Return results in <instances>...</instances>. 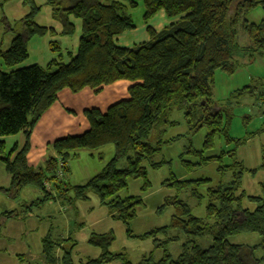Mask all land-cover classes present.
<instances>
[{
  "label": "trees",
  "instance_id": "16d2710c",
  "mask_svg": "<svg viewBox=\"0 0 264 264\" xmlns=\"http://www.w3.org/2000/svg\"><path fill=\"white\" fill-rule=\"evenodd\" d=\"M13 1L0 4L5 6ZM21 4L27 9L25 15L12 26L6 24L12 38L8 48L0 49V61L6 68L0 69V138L24 132L26 139L23 148L14 145L8 153L4 141H0V162L10 177L9 188L0 190L17 196L24 188L33 187L41 194L39 203L53 202L59 197L49 192L46 184H52L56 193L60 191L68 162L77 152L111 145L115 149L114 159L86 185L75 187V192L79 199H87L86 193L92 191L111 217L127 226L128 237H136L128 226L142 202L136 198L121 199L119 193L127 187L129 178L147 179L144 162L154 168L160 165L153 163L160 145L151 143L152 135L169 123L174 109L184 112L191 131L207 128L204 151L214 147L217 134L226 133L222 111L212 100L214 75L217 70L232 75L239 67L240 58L262 54L264 19L251 23L245 16L258 7L264 10V0H143V24L159 11H164L173 22L160 32L148 28L149 40L132 48L118 47L114 39L135 29L128 14L129 9L137 8L135 0H47L45 5L52 8L59 30L36 23L42 6L35 0H22ZM72 18L80 21V37L76 55L67 52L68 63L62 62L59 43L52 41L50 46L59 52L58 59L46 66L18 67L28 59L33 37L74 35L76 24ZM238 26L249 39L246 47L237 42ZM122 80L132 83L128 100L113 104L105 112L97 108L85 110L87 131L55 140L51 145L55 156L39 168L29 164L31 133L58 100L60 92L69 90L77 94L88 89L98 94L105 86ZM228 155L234 157L235 153ZM222 158H203L196 164L185 162V166L191 170L208 162L221 163ZM122 159H126V166L118 168ZM244 170L238 161L227 166L220 164L221 180L207 189L205 197L199 195L198 188L209 185L207 179L173 177L164 183L177 194L165 203L174 208L170 225L137 236L142 240L152 239L156 249H163V256L157 261L152 255L143 257L137 264H249L244 247L232 245L229 240L241 234H254L261 240L256 248L264 249V182L261 194L246 195L242 190ZM228 173L231 176L225 181ZM183 190L207 200L204 218L195 217L189 205L179 198ZM16 216L15 212L7 211L2 219ZM171 230L179 234L170 236ZM206 236L212 238V243L204 249L197 240ZM113 241L112 232L92 234L88 244L99 249L100 255L82 264H132L126 255L110 252ZM179 241H182L181 252L173 258L167 247ZM58 245L49 237L44 239L45 263L72 264L71 251L75 244L61 258L55 255ZM252 256H248L250 260ZM255 262L259 264L256 259Z\"/></svg>",
  "mask_w": 264,
  "mask_h": 264
},
{
  "label": "rangeland",
  "instance_id": "374dc122",
  "mask_svg": "<svg viewBox=\"0 0 264 264\" xmlns=\"http://www.w3.org/2000/svg\"><path fill=\"white\" fill-rule=\"evenodd\" d=\"M35 1L37 5L42 6L35 19L36 23L59 30V23L52 16V8L45 5L47 0ZM135 1L138 3L137 8L129 9L128 14L131 15L135 26H139L143 24V0ZM21 3L22 0H14L9 5L0 4V49L8 48L12 38V34L7 32L6 24L11 25L25 15L27 9ZM245 18L251 23H259L264 19V10L258 7ZM72 21L76 24V32L72 36L33 37L28 46L29 57L18 67L34 64L46 66L53 59H58L59 52L52 50L50 46L52 41L59 43L62 62L68 63L70 58L67 52L76 55L80 37V21L74 18ZM237 30V42L246 47L249 44L247 35L241 26H238ZM252 55L253 57L246 55L237 59L239 67L232 75L221 70L215 72L212 100L214 106L222 111V121L227 131L217 134L213 148L204 151L207 128L191 131L182 110L174 109L169 115V123L153 133L151 143L160 145V151L155 155L153 163L160 165L154 168L150 163L144 162L142 166L146 169L147 179L129 178L127 187L119 193L121 199L136 198L142 202L136 208V216L128 226L131 234L136 237H128L127 226L113 219L107 207L101 205L98 196L92 191L86 193L87 199H79L75 192V187L86 185L114 159V147L109 145L96 151L82 150L69 160L68 171L62 180L60 191L56 193L52 184L47 183L49 192L59 197L53 202L39 203L41 194L39 196L40 192L33 187L24 188L17 196L0 190V264H43L42 245L47 237L53 244H60L55 250V255L59 258L64 252H69L70 244H75L71 251L72 264H82L100 255L99 249L88 244L91 235L110 232L114 237L110 247L111 253L126 255L132 264H137L143 257L150 255L157 261L163 256V249H156L152 239L142 240L137 236L170 225L174 208L165 206V203L168 198L177 194L164 183L170 182L173 177L192 181L207 179L210 181L209 185L198 188L199 195L205 197L207 189L221 180L218 172L220 164L227 166L235 161L241 162L245 169L242 190L248 196L261 194V184L264 182V51L261 55ZM0 69L6 70L1 61ZM77 100L76 108H79L85 99L79 97ZM93 101L89 109L96 108L94 106L101 108L106 99L100 96ZM80 113L78 110V118L74 122L81 121L83 115ZM64 124L61 116L57 115L38 131L42 138L47 139L50 134L49 126H53L55 131L56 128H63ZM72 132L78 131L73 129ZM19 137L16 135L0 138V141L5 143L7 153L20 141ZM55 137L59 139L63 138V135L61 133ZM52 151L50 148L49 152H46L47 158L52 156ZM232 152L235 153L234 157L228 155ZM219 156L223 157L221 163L208 162L191 170L185 166V162L196 164L202 162L203 158ZM125 166L126 159L119 160L117 167ZM8 176L4 164L0 162V189L9 188V182L6 181ZM230 176V173L226 174L224 180L228 181ZM179 198L189 205L195 217H205L206 199L193 197L190 190H183ZM245 206L250 207L247 203ZM7 211L15 212L17 216L2 219V215ZM176 234L179 232L171 230L169 233L170 236ZM159 239L163 237L160 236ZM67 240L70 242H65ZM229 241L232 245L244 247L249 264H256L255 259L259 264H264V249L261 246L256 248L261 243L258 236L241 234L230 238ZM197 242L205 249L211 245L212 238L206 236ZM181 244L182 241L168 245L167 250L173 258L180 254ZM249 255H253L251 260Z\"/></svg>",
  "mask_w": 264,
  "mask_h": 264
},
{
  "label": "crops",
  "instance_id": "0c3cea01",
  "mask_svg": "<svg viewBox=\"0 0 264 264\" xmlns=\"http://www.w3.org/2000/svg\"><path fill=\"white\" fill-rule=\"evenodd\" d=\"M5 0H0V3H3ZM171 22L172 19H168L164 13V11H159L153 18H151L147 24H141L139 26H135V29L127 31L119 36H116L114 41L118 47L121 48H132L135 45L147 42L149 40V35L147 32L148 28L153 29L156 32H160L165 27H167ZM9 44V43H8ZM132 85V83L128 81H118L112 85L105 86L100 93L95 94L93 91L85 89L80 93L73 94L69 90H63L58 95V100L53 104V106L41 117L39 122L36 124L35 128L33 129L31 136H30V151L27 154V159L29 164L34 168H39L42 166L45 161L48 159L47 153L49 152L50 148H52V143L57 140L58 138L55 137L62 133L63 137L66 136H74L80 135L88 130L89 124L86 120L83 112L88 107H92V103H94V99H97L100 96H104L106 99L104 106L101 108L99 106H94L97 109L105 112L110 106L113 104L128 100L130 98L128 94V88ZM82 97L84 100V104L79 108H76L77 105V98ZM80 111L83 115L80 122H74L78 117L77 111ZM79 114V113H78ZM61 116L63 122L65 123L63 128L59 127L53 131V126H49L48 130L50 131L49 137L44 139L41 137L39 133V129L43 128L47 123H50L55 116ZM52 124V123H51ZM77 124V125H76ZM50 128V129H49ZM73 129H76L78 132H72ZM17 136H20L17 143L19 149L23 148L25 145V134L21 132ZM51 157L55 156L54 150L51 153ZM10 183V178L6 180ZM8 183V185H9ZM40 196V193H39ZM72 244H70L71 246ZM42 260L45 262L44 258L41 256ZM43 262V264H45ZM117 264V263H111ZM120 264V263H118Z\"/></svg>",
  "mask_w": 264,
  "mask_h": 264
},
{
  "label": "built area",
  "instance_id": "2783aa9c",
  "mask_svg": "<svg viewBox=\"0 0 264 264\" xmlns=\"http://www.w3.org/2000/svg\"><path fill=\"white\" fill-rule=\"evenodd\" d=\"M48 184H49V183H48ZM48 184H46V186H47Z\"/></svg>",
  "mask_w": 264,
  "mask_h": 264
}]
</instances>
